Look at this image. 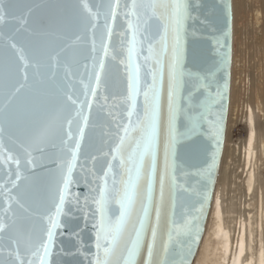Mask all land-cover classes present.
Instances as JSON below:
<instances>
[{
	"label": "water",
	"instance_id": "water-1",
	"mask_svg": "<svg viewBox=\"0 0 264 264\" xmlns=\"http://www.w3.org/2000/svg\"><path fill=\"white\" fill-rule=\"evenodd\" d=\"M120 7L113 18L109 6ZM148 2V0H145ZM167 3L170 0H158ZM189 6L180 40V67L185 73L210 76L212 87L192 92L188 81L180 89V100L175 118L169 126L168 119V65L172 59L174 36L165 34L167 17L156 21L164 9H156L154 22L160 25V36L167 35L168 54L164 59V76L161 87V116L157 127L155 156L146 157L142 175L137 185L138 197L132 218L119 245L111 255L112 264H125V244L131 235L137 215L143 216L141 200L147 202L148 182L151 177L152 202L145 220V234L133 257V264H181L186 253L188 237L178 234L186 214L203 204L198 240L193 244V254L185 264H193L204 235L208 214L216 188L224 149L230 93L232 55L231 0H185ZM87 4L86 11L84 5ZM131 0H0L5 10V22L0 24V219L8 225L0 234V250L7 256L10 241H21L20 251L33 236L37 213L50 206L49 193L61 178V168L73 164L68 187L70 193L59 216L55 246L49 257L50 264H95L97 256L96 228L100 219L97 185L104 171L112 163L117 174V188L127 179L120 166L119 154L113 160V149L119 144L123 130L118 125L128 123V41L131 32L125 19L124 6ZM89 12L91 14H89ZM151 15V11L149 12ZM21 18L26 25L19 23ZM134 20V18H133ZM95 25L93 29L91 25ZM112 32L109 36L108 28ZM19 29V31H18ZM142 39V38H141ZM15 44L13 49L11 44ZM108 46L105 55L104 46ZM223 45V47H221ZM28 63V87L9 104L16 83V65L20 54ZM227 53L226 65L222 54ZM147 45L142 44L139 63L143 67ZM101 61L103 68H101ZM100 73L97 84L95 73ZM22 80V76L19 77ZM150 81V77H149ZM142 91L136 97L137 112L144 113V95L147 90L143 79ZM96 87L94 97L90 91ZM222 93V98L201 106L211 93ZM68 95L78 101L72 105ZM91 102V107L89 103ZM83 105V115H79ZM222 105V107H221ZM204 116L201 119L200 113ZM83 116H87V122ZM72 119L74 140L67 141V120ZM135 121V116H133ZM21 127L26 128L22 135ZM83 128L81 134L79 128ZM193 129H195L193 131ZM131 136L139 139V131ZM79 149L73 159L67 148ZM62 141H67V145ZM31 145L25 150V147ZM134 147V142H133ZM9 149H12L9 152ZM131 149L124 145L125 158ZM19 154L21 181L19 189L8 182V173L17 169L15 159ZM13 160L9 161V156ZM32 164H28V160ZM164 177L163 188L161 177ZM111 184V174L109 176ZM6 185V186H5ZM13 197L12 212L8 195ZM207 193V199L203 198ZM23 201L25 207L17 200ZM95 198V199H94ZM113 220L119 215V205L113 199L109 205ZM115 215H112V213ZM153 230L156 232L153 240ZM104 247L108 243L102 242ZM152 244L149 254L148 245ZM103 256V249L100 250Z\"/></svg>",
	"mask_w": 264,
	"mask_h": 264
},
{
	"label": "snow or ice",
	"instance_id": "snow-or-ice-1",
	"mask_svg": "<svg viewBox=\"0 0 264 264\" xmlns=\"http://www.w3.org/2000/svg\"><path fill=\"white\" fill-rule=\"evenodd\" d=\"M188 4L185 0H170L167 3H160L158 0H131V4H125V8L128 9L125 12V19L129 21L128 27L131 32V39L128 41V65H129V78H128V98L132 101L130 108L128 109L129 120L125 124L121 122L118 125L119 129L123 130V135H119V144L113 149L112 157L113 160L117 159L119 154L120 166L126 171L127 179L121 181V187L117 188L116 173L114 171V165L109 163L108 168L104 171L102 177V183L97 185L98 199L95 202L98 205V211L100 213V219L98 224H95L96 228V248L97 256L95 264H112L111 255L114 253L115 248L119 245L121 238L127 229V226L132 218L135 210V204L138 197L137 185L142 171L144 168V162L146 157L155 156L154 148L156 143L157 127L161 116V87L164 76V59L168 54L167 46V35L161 37L159 44H156V38L160 36V25L154 22L155 10L164 9V13L159 17H155L158 21L165 16L167 17L168 23L165 25V34L169 31L174 36V44L172 47V59L168 65V119L169 126H171L177 106L182 99L180 96L181 87L188 81L192 82V92L189 94V100L193 98V93L201 92V90H207L212 87L213 81L210 76H199L194 75L191 72L185 73L180 67V40L181 32L184 25V20L187 15ZM120 5L117 2L115 7L109 6L110 14L113 18L117 15V10ZM85 10H88L87 4L84 5ZM151 11V15L149 12ZM89 14H91L89 12ZM5 10L0 6V24L5 22ZM134 18V20H133ZM19 23L22 25L27 24L25 18H21ZM94 29L95 25H91ZM19 31V29H18ZM111 28H108L109 36L111 35ZM142 38V39H141ZM142 44L147 45L148 55L143 57L145 64L143 67L138 62L141 55ZM13 49L16 45L11 44ZM223 47V45L221 46ZM105 55L108 52V46H104ZM222 63H227V53L222 54ZM101 68H103V62L101 61ZM28 63L25 61L24 55L21 53L19 57V63L16 65V83L13 85V91L9 97V104L13 100L19 98L28 87L29 75H28ZM22 76V80L19 77ZM150 77V81H149ZM95 79L97 84L100 82V73H95ZM143 79L144 85L147 90L143 91L144 95V113L141 119L137 112L136 97L139 96L142 91L141 80ZM92 95L95 97L97 93L96 87L90 89ZM218 98H222V93L218 90L215 95L209 93L207 99L202 102L201 106L215 102ZM67 100L72 105H77L78 101L73 99L71 95H68ZM89 107H91V102ZM222 107V105H221ZM79 115H83V105H80ZM135 116V121H133ZM204 113H200L202 119ZM85 122L88 117L83 116ZM68 132L67 141L74 140L72 134L73 120H67ZM195 129H193L194 131ZM2 131V129H0ZM23 135L26 132V128L21 127L19 129ZM80 133H83V128H79ZM133 131H139L140 137L136 139L131 136L130 133ZM67 141H62L67 145ZM127 142L128 147L131 149L130 153L125 158L123 154L124 145ZM134 142V147H133ZM76 149H71V145H67L71 157L74 159L79 149V140H75ZM5 145L0 142V149H3ZM31 145L25 147V150L30 148ZM12 149H9L11 152ZM9 161L13 160L10 155ZM17 169L14 173L9 171L8 182L13 185L14 188L19 189L18 182L21 181L20 172V159L19 154L15 159ZM28 164H32L33 161L30 159L27 161ZM67 172H64L63 167L61 168V178L57 182L55 188L49 193L50 206L44 213H37V224L34 228L33 236L27 241L25 245V254L22 255L20 251L21 241L12 239L10 241L11 247L6 249L7 256L0 258V264H50L49 257L52 253V248L55 246L56 229L59 227V216L63 212V206L66 202L68 187L72 182L71 173L73 164L69 161L66 164ZM111 174V184L109 183V176ZM164 177H161V187L163 188ZM6 186V185H5ZM203 198L207 199V193L204 194ZM115 199L119 205V215L113 220L109 215L108 205ZM19 201V197H17ZM152 202L151 192V177L149 176L148 182V195L147 202L141 200V211L143 216L137 215L136 222L132 224L131 235H129L128 241L125 244V250L127 257L125 264H133V257L136 255L141 241L145 234V220L148 216L149 205ZM7 203L9 207L4 209L5 214L12 212L13 197L11 191L8 195ZM21 207L23 201H19ZM194 211H189L184 219L183 225L177 230L178 234L184 235L189 238L186 246V253L183 257L181 264H185L189 260V257L193 254V244L197 242L200 232V220L201 215L196 213H202L203 204L199 209L193 206ZM25 210L28 209L25 207ZM112 215H115L113 212ZM8 228L3 219H0V234L4 233ZM153 240L155 239L156 232L153 230ZM107 242L108 247H104L102 242ZM103 249V256L100 255V250ZM149 254L152 251V244L148 245ZM4 252L0 250V257H3Z\"/></svg>",
	"mask_w": 264,
	"mask_h": 264
},
{
	"label": "bare ground",
	"instance_id": "bare-ground-1",
	"mask_svg": "<svg viewBox=\"0 0 264 264\" xmlns=\"http://www.w3.org/2000/svg\"><path fill=\"white\" fill-rule=\"evenodd\" d=\"M239 4L241 8L247 7L246 0L241 3L234 0L235 16L240 11ZM258 16L257 11L256 19ZM231 88L230 102L233 105L238 93L234 89L233 77ZM250 97L248 94L244 101L246 136L241 148H237L240 156L233 161L229 150L223 149L225 158L193 264H264V183L259 175L264 160V132L257 125L258 114L263 109L254 105ZM230 106L227 121L232 113ZM228 159L233 164H229ZM237 167H241L239 175L235 173ZM237 178L239 180L235 182Z\"/></svg>",
	"mask_w": 264,
	"mask_h": 264
},
{
	"label": "rangeland",
	"instance_id": "rangeland-1",
	"mask_svg": "<svg viewBox=\"0 0 264 264\" xmlns=\"http://www.w3.org/2000/svg\"><path fill=\"white\" fill-rule=\"evenodd\" d=\"M237 1L242 2V0ZM233 4L234 0H231L232 55L229 105H231L230 112L232 113L226 125L224 148L229 150L230 156L235 161L240 156L238 149L241 148V143L246 136L244 101L248 94H250L254 105L258 104V107L263 109L258 114L257 125L264 132V0H246L247 7L241 8L239 4L240 11L236 16L234 15ZM257 11L259 12L258 19H256ZM232 77L234 89L238 91L233 105L230 102ZM224 158L225 156L222 154L218 178ZM227 162L232 163L230 159ZM262 162L259 175L261 182L264 183V160ZM236 166L235 163L234 167ZM240 171L241 167H237L235 173L239 175ZM243 177L244 175H242ZM238 180V178L235 179V182ZM255 206L256 204L253 203V207Z\"/></svg>",
	"mask_w": 264,
	"mask_h": 264
}]
</instances>
